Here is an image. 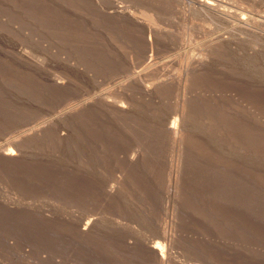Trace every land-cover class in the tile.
<instances>
[{"label": "rangeland", "instance_id": "rangeland-1", "mask_svg": "<svg viewBox=\"0 0 264 264\" xmlns=\"http://www.w3.org/2000/svg\"><path fill=\"white\" fill-rule=\"evenodd\" d=\"M95 1L0 0V264H264V25Z\"/></svg>", "mask_w": 264, "mask_h": 264}, {"label": "bare ground", "instance_id": "bare-ground-1", "mask_svg": "<svg viewBox=\"0 0 264 264\" xmlns=\"http://www.w3.org/2000/svg\"><path fill=\"white\" fill-rule=\"evenodd\" d=\"M93 1H95V0H93ZM178 1V0H177ZM179 1H181V0H179ZM183 1V0H182ZM187 0H185V3H187L186 2ZM90 2H92V0H90ZM96 2V1H95ZM98 3H99V1H97ZM94 3V2H93ZM189 3V2H188ZM187 3V4H188ZM191 3V2H190ZM181 4V3H180ZM194 4V3H193ZM191 5V6H193V7H196V6H194V5ZM197 4V8H199L201 11H200V13L202 12V13H204L205 14V16H207V15H210V16H212V17H214V18H218V19H221V20H223V21H225V22H231L230 20L231 19H233L234 20V23H236L235 24V27H237L238 29H240V31L241 30H243V31H245V32H247V33H252V34H254V33H257L256 31L259 29V30H261L260 28H261V26L260 25H264V23H262V21H260V20H258L255 16H251V17H246L245 15H243V14H238V13H235L234 11H232V10H230V9H226V8H228V7H223L220 3H216V1L215 0H199L198 2H195V5ZM93 5V4H92ZM97 5H99V4H97ZM95 6H96V3H95ZM100 6V5H99ZM99 6H97V8H99ZM187 6V5H186ZM191 6H189V8L191 7ZM115 7V6H114ZM113 7V8H114ZM192 7V8H193ZM109 8V7H108ZM118 8V7H117ZM121 8V7H120ZM119 8V9H120ZM186 8H188V7H186ZM122 9H123V6H122ZM122 9L119 11L120 13L118 14V15H121V16H123V17H125L126 19H129V21H131L132 22V24L133 23H135L134 25H137V26H140L141 27V25L143 24V23H141V22H139V20H137V18H135V17H133L134 15H129L128 14V12H124L125 10H123V12H122ZM128 9V8H127ZM194 9V8H193ZM199 9L197 10L196 8L194 9V11H199ZM102 9H100V11H101ZM116 10V9H115ZM114 10V11H115ZM104 11V10H103ZM103 11H101V13L103 12ZM106 11V10H105ZM111 11V10H110ZM109 11V12H110ZM131 11V10H130ZM107 12L108 11H106L105 12V14L106 15H109V14H107ZM111 12H113V10L111 11ZM116 12V11H115ZM118 12V11H117ZM116 12V13H117ZM114 13V12H113ZM131 13V12H130ZM135 14V13H134ZM190 14V13H189ZM204 14H202L203 16H204ZM110 15H111V13H110ZM113 15V18L114 17H116L114 14H112ZM111 15V16H112ZM209 16V17H210ZM118 17V16H117ZM150 17H151V15H150ZM153 17V16H152ZM122 18V17H121ZM125 18H123L124 20H125ZM140 18V17H139ZM119 19V18H118ZM143 19V18H142ZM152 20H153V18H151ZM150 19V21H152ZM156 20V19H155ZM232 20V21H233ZM127 21V20H126ZM128 21V22H129ZM148 21V20H147ZM154 21V20H153ZM236 21V22H235ZM156 22V21H155ZM130 23V22H129ZM146 23V22H145ZM149 23V22H148ZM152 23V22H151ZM158 23V22H157ZM128 24V23H127ZM153 24H154V22H153ZM153 24H150L149 23V25H153ZM233 24V23H232ZM148 25L146 24V27H143V25H142V27L144 28H142L141 27V30L143 29V30H145L144 32H145V34L147 33V32H149V31H146V29L145 28H147L148 29V27H147ZM156 26V25H155ZM159 26V25H158ZM150 27V26H149ZM234 27V26H233ZM260 27V28H259ZM134 28V27H133ZM142 30V31H143ZM258 30V31H259ZM150 32H151V29H150ZM152 33V32H151ZM244 33V32H243ZM149 34V36L151 35L150 33H148ZM240 35V34H239ZM236 36V35H235ZM238 36V35H237ZM234 38V37H233ZM149 39V41L148 40H146V41H148V42H146V44L147 45H149V46H151L153 43H154V41L151 39V38H148ZM235 39H236V37H235ZM226 40V39H225ZM230 40V39H229ZM152 41H153V43H152ZM223 41V40H222ZM227 41V40H226ZM238 41V40H237ZM155 42H156V40H155ZM211 42V41H210ZM233 42V41H232ZM225 43V42H224ZM230 43V42H229ZM212 44V43H211ZM146 46V45H145ZM145 48V47H144ZM147 48V47H146ZM146 48H145V50H146ZM154 48V47H153ZM150 49H152L151 47L148 49V50H146V51H149ZM148 55V54H147ZM152 59V58H151ZM201 59H203V56L201 57ZM199 60V59H198ZM204 60V59H203ZM201 61V60H200ZM60 84V86H61V83H59ZM58 84V85H59ZM162 84V83H161ZM160 84V85H161ZM63 85V84H62ZM164 85V84H163ZM162 85V86H163ZM180 85V84H179ZM166 86V85H165ZM181 86V85H180ZM187 86V85H186ZM156 88V87H155ZM161 88H163V87H161ZM166 88H167V86H166ZM160 89V88H159ZM158 89V90H159ZM183 89H186V88H183ZM155 90H157V89H154L153 91L155 92ZM160 91V90H159ZM128 92V91H127ZM151 92H152V90H151ZM153 92V93H154ZM161 92H162V90H161ZM160 92V93H161ZM131 93V92H130ZM145 93V92H144ZM158 93V92H157ZM184 93V92H183ZM135 94V93H134ZM141 94V93H140ZM139 95V94H138ZM147 95V94H146ZM150 95V97H152L151 96V93L149 94ZM155 96V97H154ZM153 97L154 98H156V96H157V98H159L158 96H160L159 94H155ZM138 97V96H137ZM145 97V96H144ZM106 104V103H105ZM114 104V103H113ZM111 104H109V106H110ZM112 106V105H111ZM183 106V105H182ZM115 107V106H114ZM120 107V106H119ZM118 107V108H119ZM123 108H125V107H121V110L123 111ZM184 108V107H183ZM76 109V108H75ZM117 109V108H116ZM120 109V108H119ZM128 109V108H127ZM127 109H126V111H127ZM79 112L80 113H82V109H81V111L79 110ZM130 112V111H129ZM75 114V113H74ZM73 113H72V115H74ZM77 116V115H76ZM183 116V115H182ZM182 120H184V119H182ZM177 121V120H176ZM176 121H174V123H172L171 124V126H168L169 128H167V130L169 131V133L170 134H173V136H174V134L176 135V137H177V126H176ZM180 121V120H179ZM183 123V122H182ZM179 125V124H178ZM179 129V128H178ZM181 130H182V128H181ZM179 131V130H178ZM182 131H180V133H181ZM180 133H178V135L180 134ZM169 134V135H170ZM172 138V137H171ZM174 138V137H173ZM181 138L182 137H180V139L178 138V140H181ZM174 140V139H173ZM175 140H177V139H175ZM175 142V141H174ZM181 143V142H180ZM176 144H177V141H176ZM178 144H179V142H178ZM181 145V144H180ZM179 146V145H178ZM177 146V147H178ZM179 149V148H178ZM9 150V149H8ZM4 157H6V158H11V159H14L15 158V154H14V151H12L11 149L9 150V151H7V152H5L4 153ZM131 161H134V160H130V162ZM178 161V160H177ZM180 161V160H179ZM181 163V162H180ZM176 165V164H175ZM179 165V164H178ZM179 173V172H178ZM177 173V174H178ZM176 176V175H175ZM180 177V175L177 177V180L179 181V178ZM176 179V178H175ZM174 179V180H175ZM177 180H175V182L177 181ZM176 184V183H175ZM177 185V184H176ZM112 193H113V190H112ZM174 197V196H173ZM2 201H0V203H1ZM3 203V202H2ZM7 203V202H6ZM2 205H5V204H2ZM8 206V205H7ZM7 206H6V208H7ZM9 208V207H8ZM7 208V209H8ZM11 208V207H10ZM12 209H14V208H12ZM12 209H10V210H12ZM15 209H17V208H15ZM94 223V222H93ZM93 223L92 222H87V223H85V225H83L84 227H82L81 229H80V231H81V233H83V234H85V233H87V232H89V230L92 228V225H93ZM142 243V242H141ZM143 243H144V241H143ZM145 245H146V243H145ZM145 245H144V247H145ZM147 248H149V249H152V251L155 253L156 251V254L157 255H159L158 257H159V259H160V261H162L161 262V264L165 261V253L162 251V249L160 250L159 249V247L156 245V246H153V247H147ZM146 248V249H147ZM148 249V250H149ZM151 251V250H150ZM167 256V255H166ZM157 258V257H156ZM159 259H158V261H159ZM170 260V259H169ZM167 262H168V258H167Z\"/></svg>", "mask_w": 264, "mask_h": 264}]
</instances>
